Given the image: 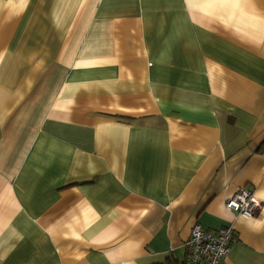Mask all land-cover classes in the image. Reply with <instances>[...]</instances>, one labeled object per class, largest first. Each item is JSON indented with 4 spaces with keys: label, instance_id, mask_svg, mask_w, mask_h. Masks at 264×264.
I'll use <instances>...</instances> for the list:
<instances>
[{
    "label": "crops",
    "instance_id": "obj_1",
    "mask_svg": "<svg viewBox=\"0 0 264 264\" xmlns=\"http://www.w3.org/2000/svg\"><path fill=\"white\" fill-rule=\"evenodd\" d=\"M196 223L264 264V0H0V264H182Z\"/></svg>",
    "mask_w": 264,
    "mask_h": 264
},
{
    "label": "built area",
    "instance_id": "obj_2",
    "mask_svg": "<svg viewBox=\"0 0 264 264\" xmlns=\"http://www.w3.org/2000/svg\"><path fill=\"white\" fill-rule=\"evenodd\" d=\"M224 205L226 209L249 218L257 213L260 201L250 189L240 187L225 200ZM232 235L231 226L208 230L198 223L194 224L190 238L186 242L188 249L186 264H223L227 258Z\"/></svg>",
    "mask_w": 264,
    "mask_h": 264
},
{
    "label": "trees",
    "instance_id": "obj_3",
    "mask_svg": "<svg viewBox=\"0 0 264 264\" xmlns=\"http://www.w3.org/2000/svg\"><path fill=\"white\" fill-rule=\"evenodd\" d=\"M182 264H186V262H183Z\"/></svg>",
    "mask_w": 264,
    "mask_h": 264
}]
</instances>
